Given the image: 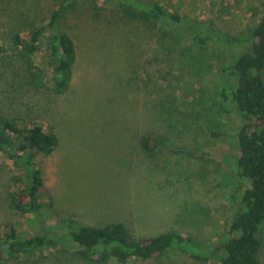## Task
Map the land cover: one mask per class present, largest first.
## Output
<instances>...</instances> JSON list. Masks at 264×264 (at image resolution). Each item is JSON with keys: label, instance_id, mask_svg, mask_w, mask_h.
<instances>
[{"label": "rangeland", "instance_id": "1", "mask_svg": "<svg viewBox=\"0 0 264 264\" xmlns=\"http://www.w3.org/2000/svg\"><path fill=\"white\" fill-rule=\"evenodd\" d=\"M61 1L0 0L1 35L17 29L25 35L47 24ZM144 1L181 14L184 24L138 19L119 0H73L60 21L78 48L64 94L33 89L24 67L0 61V116L42 124L59 137L52 154L36 157L48 189L38 217L10 208L13 162L0 154L2 228L13 224L21 235L39 232L59 242L34 257L0 264H95L67 240V219L85 225L124 222L140 238L176 231L204 245L229 240L240 209L237 132L246 120L226 97L238 77L224 68L251 50L264 0ZM199 32L211 41L194 42ZM52 34L43 37L36 64L43 65ZM148 136L163 139L166 148L144 150ZM259 237L264 264V223ZM129 264L220 263L168 251Z\"/></svg>", "mask_w": 264, "mask_h": 264}, {"label": "trees", "instance_id": "2", "mask_svg": "<svg viewBox=\"0 0 264 264\" xmlns=\"http://www.w3.org/2000/svg\"><path fill=\"white\" fill-rule=\"evenodd\" d=\"M119 1L127 13L138 19L175 26L184 24L181 14L157 2ZM73 7V0H62L47 24L33 26L25 35L21 29L10 30L7 37L0 33V61L18 62L25 69L29 85L37 91L48 89L60 95L70 88L78 48L73 36L60 28V21ZM49 31L53 34L46 43L43 65L36 64L34 57ZM252 37L251 50L224 68L238 77L237 85L229 87L226 97L239 106L246 120L237 132L240 156L235 197L240 209L231 225L229 240L204 245L176 231L140 238L124 222L85 225L75 219L63 220L67 240L79 247L81 258L95 264H129L133 258L149 260L168 251H179L203 262L218 259L220 264H262L259 232L264 223V16L252 30ZM211 39L200 32L192 36L194 42L202 44ZM58 144V135L45 131L42 124L0 116V154L13 162L10 181L15 188L7 195L13 211L35 217L42 215L48 189L36 157L52 154ZM142 146L149 152L166 148L163 139L149 136L143 139ZM171 152L191 153L182 149ZM47 205L53 206L52 197ZM58 245L47 234L21 235L13 224L4 229L0 225V263L34 257L45 248Z\"/></svg>", "mask_w": 264, "mask_h": 264}]
</instances>
